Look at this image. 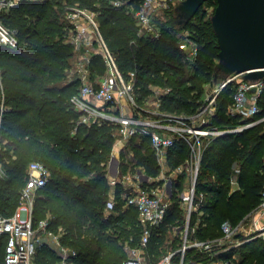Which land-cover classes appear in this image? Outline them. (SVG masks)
<instances>
[{
    "label": "trees",
    "instance_id": "16d2710c",
    "mask_svg": "<svg viewBox=\"0 0 264 264\" xmlns=\"http://www.w3.org/2000/svg\"><path fill=\"white\" fill-rule=\"evenodd\" d=\"M204 4H211L215 11L217 1ZM204 4L187 21L170 3L163 10L164 18L155 16L153 20L158 36L139 34L135 12L141 0H22L10 12L0 14L3 24L19 36L14 49L0 44V104L3 99L5 105L0 117V171L6 175L0 176V213H14L28 166L39 161L51 176L36 198L34 220L48 218L51 229H62L61 242L75 251V264H123L126 246H137L140 239L138 212L126 206L122 188H112L107 178L116 126L82 125L71 104L79 83L70 77L74 48L67 38L73 26L66 15L74 8L96 15L120 72L125 77L135 73L138 103L144 104L158 87L164 91L160 95L162 112L192 114L203 104L216 75L227 78V73L218 70L221 49L202 9ZM186 31L199 48L192 67L178 45ZM91 64L96 76L105 73L101 55L95 54ZM240 80L248 79L243 75L223 88L210 118L209 126L225 133L208 141L200 161L196 190L206 196L199 210L202 214L195 213L191 219L198 239L222 236L223 222L236 225L259 205L264 190V120L231 132L247 122L229 113ZM262 80L259 112L252 121L264 119V77ZM129 146L136 166L148 176H157L159 166L150 137L134 135L126 149ZM189 155L188 145L179 140L169 150L170 166L180 165ZM233 174L238 185L230 191ZM113 191L117 204L106 213ZM180 215L178 204H172L151 240V261L156 262L168 249H178L177 243H167ZM7 241V234L0 237V264H5ZM258 241L221 252L219 258L234 260L239 254L241 264H264V239ZM194 252L188 250L187 264L193 262L189 255ZM60 260L55 250L37 247L35 264H58Z\"/></svg>",
    "mask_w": 264,
    "mask_h": 264
},
{
    "label": "built area",
    "instance_id": "2783aa9c",
    "mask_svg": "<svg viewBox=\"0 0 264 264\" xmlns=\"http://www.w3.org/2000/svg\"><path fill=\"white\" fill-rule=\"evenodd\" d=\"M21 1L0 0V14L10 12ZM39 1L29 0V2ZM160 8V0H141V5L135 12L137 25L140 29L139 34L158 36L159 31L153 20ZM95 17L93 12L79 8L72 9L66 15V19L73 26L67 42L72 44L74 48L70 77L79 83L78 94L71 98L73 108L79 113L78 122L87 126L103 124L116 126V141L112 149L109 166L113 160L116 159L117 161L122 152L126 150L128 141L134 135L140 134L150 137L159 166L157 176L146 175L143 168H139L141 169L140 173L133 176L124 174L123 165L119 168L118 163L115 173L120 174L122 178L126 176L132 178L135 183L132 188L127 186L126 206L137 210L138 222L141 226L138 245L126 246L127 258L123 264H187L186 255L189 249L210 251L207 248L208 242L191 240L188 236L189 231L193 228L191 227V218L195 213L202 214L199 210L204 204L206 196V193L196 190L200 161L207 145L206 142L208 143L212 138L225 133L223 130L210 127V118L216 111V99L223 88L238 78H242L244 74H232L221 84L211 83L208 87V98L203 102L204 108L192 116H172V114L161 116L162 113H160L158 120H148L149 118L144 117L136 118L133 110L142 113L143 109L138 105L135 97V73L131 72L128 77H125L120 72L115 56L103 39ZM0 44L9 49H14L19 44L15 32L7 28L1 18ZM178 45L185 56V62L192 67L197 61L199 48L190 39L188 31L179 39ZM95 54L101 55L106 65V71L102 76H96L92 71L91 59ZM0 88H2L1 82ZM153 91L154 94H157L154 103L160 106V95L164 91L158 87L153 88ZM262 93L263 80L238 81L229 113L231 116H238L247 122L239 125L231 132L242 131L264 120L252 121L259 112V100ZM4 110L5 105L2 99L0 117ZM161 121H166V123ZM179 140L188 145L191 159L174 167V170L181 171L184 167L187 169L190 167L194 174L188 195L189 206L183 227L182 245L176 250H168L156 262H153L149 254L151 240L155 232L162 226L168 210L172 206V193L166 187L164 188L162 181L164 184L167 182L166 173L169 174L171 168L168 164L169 150ZM109 169L108 167V177H111L114 173L109 172ZM0 176L6 177L2 171H0ZM50 176L49 169L43 163L31 162L28 166V177L21 190L14 213L10 216L0 213V237L4 234L8 235L5 264H35V255L41 239L49 241L57 251L61 258L58 264H75L73 259L76 255L75 251L61 242L62 229H59V232L51 229L48 218L39 221L34 220L36 198L40 190L47 184ZM159 181H161L160 186L156 185V182ZM231 181L235 185L234 189L231 190L233 191L237 189V175L234 176V180L231 177ZM113 208L114 203L109 201L105 207V212L110 213ZM253 213L257 216V220L253 223L255 227L253 232L259 231V229L264 230V190L261 193V201ZM175 226L173 225L172 229ZM238 229V225L233 226L229 221L223 222L220 241L227 244L223 251L243 244V241L235 240ZM262 234L264 235V232ZM191 264H232V261L224 258H207L203 262H192Z\"/></svg>",
    "mask_w": 264,
    "mask_h": 264
},
{
    "label": "rangeland",
    "instance_id": "374dc122",
    "mask_svg": "<svg viewBox=\"0 0 264 264\" xmlns=\"http://www.w3.org/2000/svg\"><path fill=\"white\" fill-rule=\"evenodd\" d=\"M182 1L181 0H160V7L161 8L159 9V12H157L158 14L156 16H161L160 18L163 19L164 18L163 10L165 8H168L170 3H171V6L175 7V9L177 10V8L179 6H181ZM202 9L206 11V13H207L206 18H207V20L211 21L212 26H213V17H214L213 7L211 6V4H204ZM17 37L19 38V36H17ZM70 62L73 63L72 60H70ZM218 70L223 71L222 66ZM216 76L217 77H215L213 79V82L215 84H221L223 82V80L225 81L230 75L227 74V78H225V79H219L218 75H216ZM251 79L256 80L257 77H253ZM208 87H209V85H208ZM208 90L209 89L207 88L205 96H204V101L206 100V98H208V96H207ZM156 97H157V94L153 93V95L151 97L146 99V102H144V104L138 103V105L143 109V111L141 113L138 110H133L135 117L136 118H143L144 117L146 119L149 118L148 120H158L159 119L158 115L160 113H162V115L160 114L161 116L171 115V114H172V116H181V115L182 116H192L194 114V113L191 114V113H184V112H182V113L162 112L160 110L159 106L155 105V103H154V101H155L154 99ZM203 108H204V104H202L196 112H199ZM204 115H205V112H204ZM208 116L210 117V114ZM161 122L166 123V121H164V122L161 121ZM206 144H207V142H206ZM190 159H191V157L189 155L185 159V161L190 160ZM118 163L120 165L119 168L123 165V173L124 174H130V175L136 176L140 173L141 169H139L136 166V160L134 157V152L131 149V146H129L128 149H126L121 154V156L117 159V161H116V159L113 160L111 163V166H109V164H108V167L110 168L109 172L110 171L112 173L116 172V169L118 167ZM170 163L171 162L169 159L168 164H170ZM180 164H182V163H180ZM174 169L175 168L171 166L169 174L166 173L167 182L164 184V181H162V185H164V188L166 187V189L172 193L171 194V196H172L171 204L177 203L180 210H181L180 219L176 222V226H175L176 228L174 227L175 230L173 229L172 232L168 235V243H167V244H172L173 242H174V244L177 243L175 245V247L179 248L178 246L182 242V238H183V235H182L184 233L183 227H184L185 222H186V215H187V210H188V206H189L188 195H189V191H190L191 185H192L193 180H194L193 179L194 174H193L192 169L190 167L188 169L186 167H184L183 169H181V171L178 169H176V170H174ZM107 175H108V173H107ZM235 175L236 174H233V176H232L233 180H234ZM169 176H172V177H169ZM159 182H156V185L160 186L161 181H159ZM234 186L235 185L232 183V181H230V191L232 189H234ZM256 220H257V216L252 211V212H249L248 214H246L238 223H236V225L231 222L233 226H237V225L239 226L238 233H237V236L235 237V240L236 241L240 240L241 242L243 241V244H247L248 242L258 241V240L264 239V235L262 234L264 232L263 229H259V231L255 230V232H253V229L255 228L253 226V223ZM193 229L194 228H192L189 231V235H188L189 239L201 240V241L208 242L207 248L210 249V251L205 252L204 250L202 251L200 249H195V252L192 253L191 255H189V260H192L193 262H203L207 258H219V254L221 252H225V251H223V249L226 248L227 244L221 243V241H220L221 234L219 237L214 238V239H198V238L194 237L195 230H193ZM56 231L59 232V229ZM179 241H180V243H179ZM259 242L260 241H258L257 244H259ZM39 245H45L46 247H49L50 249L55 250L54 247L51 245V243L49 241H46L45 239H41L38 246ZM181 245H182V243H181ZM233 257H234V260H231L232 264H239L241 262L239 254H235Z\"/></svg>",
    "mask_w": 264,
    "mask_h": 264
},
{
    "label": "water",
    "instance_id": "95a60500",
    "mask_svg": "<svg viewBox=\"0 0 264 264\" xmlns=\"http://www.w3.org/2000/svg\"><path fill=\"white\" fill-rule=\"evenodd\" d=\"M206 1L183 0L177 8L180 17L187 21L192 19ZM216 1L213 27L221 49L219 68L222 66L229 75L245 74L248 80L253 77L262 80L264 0Z\"/></svg>",
    "mask_w": 264,
    "mask_h": 264
},
{
    "label": "crops",
    "instance_id": "0c3cea01",
    "mask_svg": "<svg viewBox=\"0 0 264 264\" xmlns=\"http://www.w3.org/2000/svg\"><path fill=\"white\" fill-rule=\"evenodd\" d=\"M249 80L256 81V80H252V79H249ZM107 178H108L112 188H116V187H121L122 188V190L124 192V198H125V195L127 194V186L129 188H132V186L135 184L134 181L132 180V178H127V176L125 178H122V176L120 174L117 175L116 173L113 174V176H111V177H108V175H107ZM144 180H146V177H144ZM114 195L115 194H114V191H113V195H112V197L110 198L109 201L113 202L114 203V207H115V205L117 204V201H116V198L114 197Z\"/></svg>",
    "mask_w": 264,
    "mask_h": 264
}]
</instances>
